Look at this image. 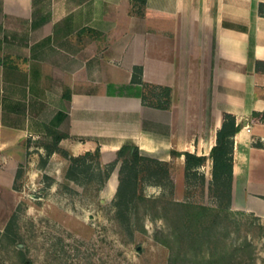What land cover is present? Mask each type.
<instances>
[{"label":"crops","instance_id":"1","mask_svg":"<svg viewBox=\"0 0 264 264\" xmlns=\"http://www.w3.org/2000/svg\"><path fill=\"white\" fill-rule=\"evenodd\" d=\"M259 3L146 0L137 14L132 0H0V192L14 191L19 167L34 182L51 163L68 166L33 146L46 127L68 135L59 146L74 156L99 146L106 160L131 141L182 176L185 151L205 155L208 182L230 112L239 125L231 207L264 220V120L253 119L264 113ZM135 66L143 82L171 88L169 108L142 103Z\"/></svg>","mask_w":264,"mask_h":264},{"label":"rangeland","instance_id":"2","mask_svg":"<svg viewBox=\"0 0 264 264\" xmlns=\"http://www.w3.org/2000/svg\"><path fill=\"white\" fill-rule=\"evenodd\" d=\"M46 141L38 139L32 144L43 146ZM115 157L116 153L106 160L101 156L100 163L106 167ZM43 162L41 157L39 165ZM92 164L95 168L96 163ZM119 165L101 186L96 169L92 180L83 178L80 183L64 177L67 166L56 171L54 163L49 166L50 173L42 171L34 182L23 171L14 191L0 192V232L9 222L12 227L8 236L0 237V264H167L169 248L163 243L167 225L163 218L154 216L143 203L132 210L129 221L119 222L115 217L113 199ZM171 177L173 188L146 185L143 194L162 195L163 201L175 198L215 205L206 179L204 185L198 176L187 183L173 164ZM244 212L242 222L256 216ZM232 229L233 239H238L242 231L239 234ZM253 241L258 255L255 264H264V238L253 237Z\"/></svg>","mask_w":264,"mask_h":264},{"label":"trees","instance_id":"3","mask_svg":"<svg viewBox=\"0 0 264 264\" xmlns=\"http://www.w3.org/2000/svg\"><path fill=\"white\" fill-rule=\"evenodd\" d=\"M133 10L141 14L146 0H132ZM258 11L264 15V3H259ZM257 70L264 71V61H256ZM142 69L135 66L132 72V83L141 85L140 98L143 104L156 108H169L171 88L168 86L145 83L141 79ZM253 119L264 120V113H254ZM239 130L235 116L224 112L223 121L216 132V141L209 152L211 159V178L208 181V193L215 199V205H204L175 198L163 201L162 195L146 196L143 188L146 185L173 188L170 162L142 154L131 141L123 143L116 151V157L104 167L100 163L101 151L98 146L94 151L72 155L59 146L62 138L68 137L55 128L46 127L47 139L43 147L48 156L52 152L60 153L68 161L64 177L81 182V179L92 180L93 170H98L99 184L103 185L111 171L119 162L118 184L113 199L117 221H129L132 210L143 203L145 209H151L154 216L165 220L167 230L164 233V244L169 248L167 264H255L257 247L253 237L264 238V222L257 216L252 221H241L244 211H235L231 207L233 181V137ZM257 146L264 142L257 141ZM184 175L186 182L200 178L204 185L205 176L199 168L205 164V155L184 152ZM93 162L96 167L94 168ZM23 169H17L14 185L22 176ZM242 234L233 239L232 232ZM9 222L0 237L11 232ZM251 233V234H250ZM240 234V233H239ZM11 240L15 238L10 237ZM264 261V259H263Z\"/></svg>","mask_w":264,"mask_h":264}]
</instances>
